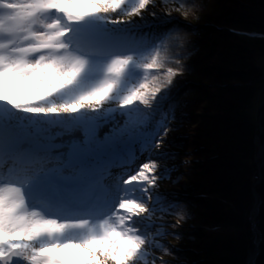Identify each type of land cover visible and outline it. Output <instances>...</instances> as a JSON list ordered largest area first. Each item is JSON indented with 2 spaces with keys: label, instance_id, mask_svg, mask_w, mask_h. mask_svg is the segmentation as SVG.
<instances>
[{
  "label": "snow or ice",
  "instance_id": "6c2138e0",
  "mask_svg": "<svg viewBox=\"0 0 264 264\" xmlns=\"http://www.w3.org/2000/svg\"><path fill=\"white\" fill-rule=\"evenodd\" d=\"M158 6L0 0V264H159L171 253L158 237H179L166 229L180 223L166 217H189L159 191L168 170L153 156L175 107L167 40L180 28L145 31L146 12L174 19ZM73 229L87 234L61 239Z\"/></svg>",
  "mask_w": 264,
  "mask_h": 264
},
{
  "label": "trees",
  "instance_id": "16d2710c",
  "mask_svg": "<svg viewBox=\"0 0 264 264\" xmlns=\"http://www.w3.org/2000/svg\"><path fill=\"white\" fill-rule=\"evenodd\" d=\"M211 1L195 0L192 10H196L199 18L194 21L178 14L173 0L166 4L164 0H155L160 6L152 9L158 14L171 12L174 19L170 23L145 13V22L151 25L145 31L164 34L173 26L180 28L167 40V55L183 60V73L175 78L169 90L170 103L175 107L161 149L164 155L153 159L157 160L159 171L168 170L164 181H192L197 188L191 189L195 196L179 199L180 214L189 217L182 224L194 223L203 216L210 226L230 223L247 230L242 239L226 241L227 251L238 256V260L228 263L242 264L239 254L243 252L242 257H247L246 245L252 239L254 188L261 197L257 221L264 239V170L261 184L256 185L254 180L255 137L264 99V37L261 35L264 34V0H230L229 6H222L226 8L220 15L206 12ZM182 33L189 34L183 46ZM172 66L177 67L174 63ZM176 132L188 136L174 142L172 137ZM141 162H147L146 157L136 161ZM167 197L179 198L169 194ZM166 230L181 235L158 238L171 249L170 254L161 253V259L167 264H201L203 254L198 248V238L186 235L180 226ZM247 235L249 238L245 239ZM177 244L184 252H180ZM219 263L214 259L212 264ZM258 264H264V241Z\"/></svg>",
  "mask_w": 264,
  "mask_h": 264
},
{
  "label": "rangeland",
  "instance_id": "374dc122",
  "mask_svg": "<svg viewBox=\"0 0 264 264\" xmlns=\"http://www.w3.org/2000/svg\"><path fill=\"white\" fill-rule=\"evenodd\" d=\"M225 2H221L220 0H212L211 4H210V8L206 11L207 13L210 14H218V13H222L223 10L229 6V2L230 0H224ZM229 1V2H228ZM222 4V5H221ZM225 4L226 7H222ZM9 7H11L10 5H8ZM218 14V15H220ZM209 16V14H207ZM208 25V24H207ZM211 27H213V25H211ZM264 117V99L262 101V104L260 105V109H259V113H258V123H257V135L255 137V146H256V157H255V164H256V172L255 174L259 171V168L261 167V170H264V160L259 161L258 159V155H259V151H260V146L258 144V139L263 140V135L261 134V128L258 129V125H259V121L260 119H262ZM264 122V119L262 120ZM262 135V136H261ZM188 134L187 133H174L172 140H177V139H181V138H185L187 137ZM263 165V167H262ZM259 167V168H258ZM189 168V167H187ZM260 173V172H259ZM262 173V171H261ZM192 174H196L195 172ZM258 181L256 182V184L262 182L261 176L258 175ZM196 189V186L194 184V182L192 181H186V182H181V183H169L166 182L164 180L160 181V185H159V191L161 193L164 194H169L172 196H177L179 197L178 199L181 198H191L193 196L196 195V193H194L191 189ZM230 206L232 207H236L233 204H230ZM254 210V208H253ZM253 210L251 212V219L253 216ZM187 215V213H186ZM170 218L166 217V221L167 224H171V221H176L177 222V216H169ZM168 218V219H167ZM227 220V219H226ZM211 221V220H210ZM227 222H229V220H227ZM165 221H161V220H157V225H161L164 224ZM185 223V222H184ZM255 226H257L256 224H253L252 226V239L251 241L246 245L248 247V253L249 251L253 250L254 247H256L255 245H257V243L262 239L261 234L258 233V231H256ZM180 227L181 229H183L185 231V234H189L191 237H196L198 238V248L201 250V254H203V257L201 258V264H212L214 259H218L219 260V264H229L228 263V259H231L234 255L227 253V245L228 243H226V241L230 238L236 239V237H243L246 233L247 230H243V229H238L236 228V225H232L230 223H223L221 226L217 227V226H210L209 224H207V219L205 221V219H203V216L198 217L196 220H194V223H188V224H182V222H180ZM170 227H167V229H169ZM258 228V227H257ZM248 233V232H247ZM86 231L85 230H78V229H73V230H69L67 233H65V235L63 237H61V239H80L82 238L84 235H86ZM245 239H248L249 236H245ZM159 238V237H158ZM241 239V238H240ZM178 248H180V252H184L182 251L183 249H181L180 244L176 245ZM247 249V248H246ZM54 251V250H53ZM72 249H64V254L65 255H71L73 253ZM163 252L165 251H161L159 253L160 257L163 254ZM162 253V254H161ZM251 253V252H250ZM200 254V253H199ZM243 252H241L239 254V259L242 261V264H248V260H244V258L242 257ZM249 254L247 255V259H248ZM238 257V256H237ZM237 257L233 259V261L237 260ZM206 259V260H205ZM205 260V261H204ZM210 260L211 262L207 261ZM165 261L163 259L160 260L159 264H164ZM218 263V261H217ZM141 264H143V262H141Z\"/></svg>",
  "mask_w": 264,
  "mask_h": 264
},
{
  "label": "bare ground",
  "instance_id": "6f19581e",
  "mask_svg": "<svg viewBox=\"0 0 264 264\" xmlns=\"http://www.w3.org/2000/svg\"><path fill=\"white\" fill-rule=\"evenodd\" d=\"M263 119H264V117L262 119H260L259 125H258V129L261 128V132H262L261 134L262 135L264 134V122L262 121ZM263 140H264V135H263ZM257 141H258V144L260 146L258 159L262 163V160H264V141L262 142V140H260V139H258ZM262 167H263V165H262ZM261 171L262 170H261V167H260L259 171L254 175L255 184L258 181L257 180L258 179V175H260L261 179H262ZM258 184H260V183H258ZM258 184H256V185H258ZM252 192H253V197H254V204H253L254 210H253V216H252V219H251V221H252L251 223L257 225V226H255V229H256V231H258V233L261 234L262 239L257 243V245H255L256 247H254V249L252 251L251 250L249 251L248 259L244 258V260H246V261L248 260V264H258L259 258L262 255V244H263V241H264L263 232H262V230L259 229L258 221H257L262 203H261L260 194L257 192V190H255V188H254ZM236 228H238V229L240 228L241 229V227L239 225H236ZM240 238L242 239V236L239 237V238L236 237V239H240ZM227 253H230V254L234 255L231 259H228V260L233 261V259L237 257L235 254H233L230 251H227Z\"/></svg>",
  "mask_w": 264,
  "mask_h": 264
},
{
  "label": "clouds",
  "instance_id": "9594fccd",
  "mask_svg": "<svg viewBox=\"0 0 264 264\" xmlns=\"http://www.w3.org/2000/svg\"><path fill=\"white\" fill-rule=\"evenodd\" d=\"M153 2H155V0H153ZM175 11H177L178 14L181 15V17L186 19V20L190 19V17L193 19V21L199 18L198 15H196V10L185 11V10L175 9ZM188 39H189V34H187V33L180 34L181 46L186 45ZM185 59H186V57H185ZM182 64H183V60H179L176 64L177 67H175V71H176L177 75H181L183 73ZM180 222H181L180 220H177L178 224ZM165 255H168V254L165 253Z\"/></svg>",
  "mask_w": 264,
  "mask_h": 264
}]
</instances>
